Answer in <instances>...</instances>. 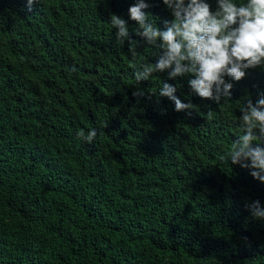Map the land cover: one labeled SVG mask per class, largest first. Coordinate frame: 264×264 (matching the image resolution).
Returning <instances> with one entry per match:
<instances>
[{
  "label": "trees",
  "instance_id": "obj_1",
  "mask_svg": "<svg viewBox=\"0 0 264 264\" xmlns=\"http://www.w3.org/2000/svg\"><path fill=\"white\" fill-rule=\"evenodd\" d=\"M129 1L0 0V264H264V219L246 207H264V183L219 159L264 94V68L225 77L219 104L168 70L138 100L135 73L162 50L136 34ZM145 2L164 30L171 11ZM164 82L196 107L176 111ZM93 128V143L78 138Z\"/></svg>",
  "mask_w": 264,
  "mask_h": 264
},
{
  "label": "clouds",
  "instance_id": "obj_2",
  "mask_svg": "<svg viewBox=\"0 0 264 264\" xmlns=\"http://www.w3.org/2000/svg\"><path fill=\"white\" fill-rule=\"evenodd\" d=\"M23 1L28 11L41 2ZM163 3L174 17L172 21H165L164 30L149 20L150 14L144 11L149 7L145 0H130L128 3L131 5L130 18L139 25L136 34L149 45L162 50L157 63H143L142 70L135 73L137 91L132 94L138 100L145 95L138 88L139 83L149 79L153 73L168 70L170 79L193 75L194 78L189 80L191 89L201 98L219 104L232 95L233 84L226 82L225 77L239 82L246 76V70L264 68V0H245L243 3L217 0L215 11L211 10L207 0H163ZM111 24L118 29L119 43L129 41V52L135 58L136 42L130 40L127 21L113 14ZM176 91V87L164 82L158 96L174 101L178 112L196 107L191 102L183 103L175 95ZM240 111L243 113V133L219 159L230 160L232 164L248 169L252 177L264 183V147L259 146L264 142V94L255 104L247 99ZM98 134L95 128L87 133L80 130L78 138L91 144ZM254 141L256 147H253ZM246 207L254 218L264 219V207L259 200Z\"/></svg>",
  "mask_w": 264,
  "mask_h": 264
}]
</instances>
